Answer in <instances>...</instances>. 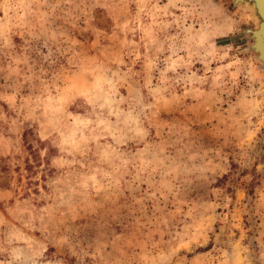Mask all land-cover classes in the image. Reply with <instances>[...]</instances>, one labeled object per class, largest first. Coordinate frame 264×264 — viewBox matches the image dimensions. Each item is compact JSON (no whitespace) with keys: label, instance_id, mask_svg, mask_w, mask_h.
Here are the masks:
<instances>
[{"label":"clouds","instance_id":"clouds-1","mask_svg":"<svg viewBox=\"0 0 264 264\" xmlns=\"http://www.w3.org/2000/svg\"><path fill=\"white\" fill-rule=\"evenodd\" d=\"M0 13V156L22 163L27 134L41 163L27 195L0 187V264H184L200 244L215 264H264V136L248 138L264 79L218 44L235 24L223 0H0ZM224 104L227 134L203 139L193 125ZM253 169V193L234 188L251 225L238 234L219 181L251 184ZM133 209L147 232L122 254Z\"/></svg>","mask_w":264,"mask_h":264},{"label":"rangeland","instance_id":"rangeland-1","mask_svg":"<svg viewBox=\"0 0 264 264\" xmlns=\"http://www.w3.org/2000/svg\"><path fill=\"white\" fill-rule=\"evenodd\" d=\"M226 12L235 21L234 31L226 37H222L218 40V44L226 46L230 49L229 55L235 58L237 64H242L253 76L257 79H264V69L261 68L258 62L255 60L254 55L248 52L246 48L250 44L248 35L244 33L245 28H254L255 21L250 10L242 6H234L232 0H223ZM2 15V13H0ZM101 25L104 21L101 19ZM18 42V38H17ZM199 67V66H198ZM70 79V78H69ZM241 88L244 87L243 80L241 81ZM256 87H259L257 84ZM237 95H239V89H237ZM236 96L232 97L235 100ZM5 111H7V104H0ZM228 105L224 104L222 109L217 110L205 109L201 113V118L193 125V129L200 134L205 140H215L220 137L222 133L227 134L226 130L222 127V112L223 109H227ZM165 115H167L165 113ZM189 116L191 113L188 114ZM168 123V121H165ZM264 136V126L258 127L256 132H250L248 138L251 139L254 135ZM242 143V142H241ZM43 147V145L41 146ZM226 144V148H227ZM231 147H236L235 143ZM24 150L26 154L23 157H17L18 160L22 159V163L12 165L9 163L10 157L0 156V187L9 189L8 195H12L14 191L17 196L27 195L29 189H33V184L38 183L33 181L36 169L41 167L39 153L33 150L31 144L27 142V134H25ZM238 150V149H237ZM233 169H237V165L233 164ZM247 171H240L238 175H226L220 181V186H226L229 194L232 195V204L227 209H220L226 217V219L232 223L234 230L238 234H242L243 230H247L251 227L248 221V214L246 208L245 195L243 192L237 197L234 192L235 187L247 186L249 194H252L255 188V184L259 177L255 175V169L252 171V182L248 183L244 178L248 176ZM171 209L172 206L169 205ZM184 211H187L185 206ZM175 212H180L181 209H174ZM146 217H140L136 214L135 210H131L127 215L126 228L124 232V243L119 248V251L123 254L126 248L129 247H142L144 244L143 233L147 232ZM119 231V229H118ZM119 239V238H118ZM156 242L163 243L160 236L154 237ZM167 240V237H164ZM185 251L184 264H215L216 252L213 250L211 244L193 245L191 250Z\"/></svg>","mask_w":264,"mask_h":264},{"label":"water","instance_id":"water-1","mask_svg":"<svg viewBox=\"0 0 264 264\" xmlns=\"http://www.w3.org/2000/svg\"><path fill=\"white\" fill-rule=\"evenodd\" d=\"M234 6H242L250 10L255 21L254 28H245L244 33L248 35L250 44L246 48L254 55L259 66L264 69V56L259 50V46L264 47V0H232Z\"/></svg>","mask_w":264,"mask_h":264},{"label":"bare ground","instance_id":"bare-ground-1","mask_svg":"<svg viewBox=\"0 0 264 264\" xmlns=\"http://www.w3.org/2000/svg\"><path fill=\"white\" fill-rule=\"evenodd\" d=\"M264 31L260 32L261 35H263ZM259 50L261 51V53L264 56V47L262 45L259 46Z\"/></svg>","mask_w":264,"mask_h":264},{"label":"trees","instance_id":"trees-1","mask_svg":"<svg viewBox=\"0 0 264 264\" xmlns=\"http://www.w3.org/2000/svg\"><path fill=\"white\" fill-rule=\"evenodd\" d=\"M225 178V177H224Z\"/></svg>","mask_w":264,"mask_h":264}]
</instances>
